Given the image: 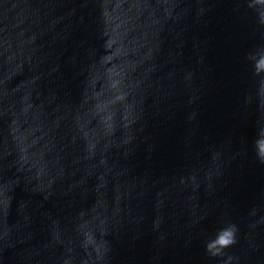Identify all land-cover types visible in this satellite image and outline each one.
Listing matches in <instances>:
<instances>
[{
  "label": "water",
  "instance_id": "water-1",
  "mask_svg": "<svg viewBox=\"0 0 264 264\" xmlns=\"http://www.w3.org/2000/svg\"><path fill=\"white\" fill-rule=\"evenodd\" d=\"M250 2L0 0V264H264Z\"/></svg>",
  "mask_w": 264,
  "mask_h": 264
},
{
  "label": "clouds",
  "instance_id": "clouds-1",
  "mask_svg": "<svg viewBox=\"0 0 264 264\" xmlns=\"http://www.w3.org/2000/svg\"><path fill=\"white\" fill-rule=\"evenodd\" d=\"M249 7L257 12L260 21L264 23V0H251ZM249 59L252 61L253 74L264 78V48H258L250 53ZM254 148L258 159L264 163V128L258 129ZM236 232L237 226L232 223L220 228L215 237L206 243L208 253L212 256L221 255L223 249L236 243ZM231 259L232 257H229V260Z\"/></svg>",
  "mask_w": 264,
  "mask_h": 264
}]
</instances>
